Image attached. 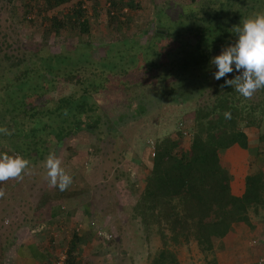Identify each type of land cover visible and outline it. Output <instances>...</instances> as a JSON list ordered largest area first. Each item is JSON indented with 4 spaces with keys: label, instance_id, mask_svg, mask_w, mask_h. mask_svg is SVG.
Listing matches in <instances>:
<instances>
[{
    "label": "trees",
    "instance_id": "obj_1",
    "mask_svg": "<svg viewBox=\"0 0 264 264\" xmlns=\"http://www.w3.org/2000/svg\"><path fill=\"white\" fill-rule=\"evenodd\" d=\"M107 1L111 36L100 45L69 39L70 32L90 31L84 0H6L1 5L6 17L0 24V127L11 135L0 133V153L34 165L78 134L109 129L102 94L151 87L153 104L193 103L187 125L153 139L151 166L136 190L133 212L145 230L157 229L159 254L169 256L158 264L175 263L168 247L193 243L202 254H213L234 227L248 225L250 214L264 210V172L250 166L243 193L235 196L221 158L235 145L261 153L264 89L242 97L224 85L225 78L213 79L216 68L209 61L235 41V29L246 18L264 13V0H174L154 9L146 29H133L134 17L124 13L138 14V0ZM16 26L38 28L39 41L30 35L27 42ZM61 36L65 44L53 50L48 39ZM255 95L262 97L255 100ZM141 100L131 96L129 105H145ZM243 127L259 131L256 142ZM56 192L55 201L66 190ZM50 199L47 194L36 209L50 207ZM78 241L73 234L69 264Z\"/></svg>",
    "mask_w": 264,
    "mask_h": 264
},
{
    "label": "rangeland",
    "instance_id": "obj_2",
    "mask_svg": "<svg viewBox=\"0 0 264 264\" xmlns=\"http://www.w3.org/2000/svg\"><path fill=\"white\" fill-rule=\"evenodd\" d=\"M138 1L141 5L138 14L124 11L134 17L133 29H146L144 24L153 19L154 9L174 0ZM107 2L86 0L90 31L86 35L70 32L71 43L90 41L100 45L109 39L111 35L105 16ZM4 4H7L6 0H0V24L6 17L1 9ZM142 14L147 18L143 20ZM14 28L27 42L30 35L37 41L40 39L38 28L34 31L23 26ZM62 36L50 37L48 45L57 50L66 42ZM98 53L101 55L102 51ZM152 90L150 87L144 91L137 89L134 93L99 96L102 107L109 112V129L97 135L78 134L52 153L73 178L62 199L55 201L59 188L52 186L47 178L44 166L47 159L29 165L22 178L0 183V191L4 193L0 197V264H13L9 259L10 250L15 243L24 240L17 239L22 233L33 239L42 238L43 251L48 255L45 264H57L63 256L64 264H69L67 255L72 235L80 232L77 249L70 256L72 264H158L161 259L169 258L160 256L163 247L157 229L154 226L144 229L133 212V204L136 190L142 186L151 166L153 139L187 125L193 103L177 106L162 100L156 105L151 102L155 96ZM135 95L142 98L140 103L145 105H129L130 97ZM261 97L258 95L255 100ZM261 127L264 129V121ZM243 132L250 142H256L259 134L256 128L243 127ZM232 147L221 158L223 166L232 175L234 188H237V184L243 185L242 180L250 166L264 172V147H260L261 153L237 152ZM47 194L52 198L50 207L36 209L37 203ZM91 223H94L93 227ZM95 229L111 235L110 241L96 238ZM225 237L226 243L219 241L214 253L209 255L202 254L193 243L168 247L166 250L174 255L175 263L165 264H218L217 255L220 264H257L259 259H263L264 264V210L250 214L248 225L234 227Z\"/></svg>",
    "mask_w": 264,
    "mask_h": 264
},
{
    "label": "clouds",
    "instance_id": "obj_3",
    "mask_svg": "<svg viewBox=\"0 0 264 264\" xmlns=\"http://www.w3.org/2000/svg\"><path fill=\"white\" fill-rule=\"evenodd\" d=\"M235 41L222 48L219 55L209 61L216 71L213 79H224V85L233 87L244 98H251L255 92L264 89V13L246 18L235 29ZM237 73L232 79L228 74ZM225 119H231V113L225 112ZM0 133L11 135L7 128L0 127ZM30 162L23 157L0 153V183L9 179L22 178ZM46 175L52 186L64 191L73 178L61 167V160L50 154L45 161ZM4 193L0 191V197Z\"/></svg>",
    "mask_w": 264,
    "mask_h": 264
},
{
    "label": "crops",
    "instance_id": "obj_4",
    "mask_svg": "<svg viewBox=\"0 0 264 264\" xmlns=\"http://www.w3.org/2000/svg\"><path fill=\"white\" fill-rule=\"evenodd\" d=\"M232 150H236L237 152L243 151L238 146H233ZM246 176V173H245ZM244 176V177H245ZM233 180L231 182V193L235 196H241L244 189V178L242 180V186L236 185L237 188H234ZM52 218V216H50ZM85 223V222H84ZM83 231V230H82ZM82 232L78 233V236ZM226 238V237H224ZM17 239L20 244L15 243V245L11 248V255L9 257L10 260L13 261V264H45L48 260V255L45 251H43V240L42 238H35L33 239L31 236L27 235L25 236L24 233L21 234V236H17ZM223 240V239H222ZM221 240V241H222ZM220 241V242H221ZM223 243H226L223 240ZM232 252V251H231ZM217 262L219 263L220 257L217 255Z\"/></svg>",
    "mask_w": 264,
    "mask_h": 264
},
{
    "label": "built area",
    "instance_id": "obj_5",
    "mask_svg": "<svg viewBox=\"0 0 264 264\" xmlns=\"http://www.w3.org/2000/svg\"><path fill=\"white\" fill-rule=\"evenodd\" d=\"M84 1L86 4V0H84ZM84 7H86V6L84 5ZM151 158H152V154H151ZM93 226H94V223H91V227H93ZM94 234H95L96 238L103 239L104 241H110V239H111V235L105 234L104 232H101V230L95 229ZM64 261H65V257L63 256L60 258V260L57 264H64ZM262 263H263V259H259L257 262V264H262Z\"/></svg>",
    "mask_w": 264,
    "mask_h": 264
}]
</instances>
